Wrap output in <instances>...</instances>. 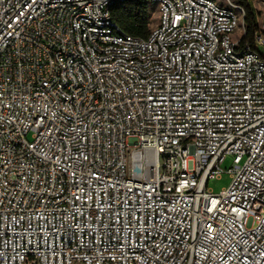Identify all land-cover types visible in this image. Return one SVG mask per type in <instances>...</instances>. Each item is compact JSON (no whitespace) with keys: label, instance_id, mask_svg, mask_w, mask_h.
<instances>
[{"label":"built area","instance_id":"built-area-1","mask_svg":"<svg viewBox=\"0 0 264 264\" xmlns=\"http://www.w3.org/2000/svg\"><path fill=\"white\" fill-rule=\"evenodd\" d=\"M135 1L0 0V264H264V0Z\"/></svg>","mask_w":264,"mask_h":264},{"label":"trees","instance_id":"trees-1","mask_svg":"<svg viewBox=\"0 0 264 264\" xmlns=\"http://www.w3.org/2000/svg\"><path fill=\"white\" fill-rule=\"evenodd\" d=\"M232 2H238L243 8L245 31L243 41L252 46L258 29L257 19L260 11L255 8L253 0H233ZM153 5L154 3L150 0L126 2L113 6L110 9V14L123 32L131 36L145 38L150 32Z\"/></svg>","mask_w":264,"mask_h":264},{"label":"rangeland","instance_id":"rangeland-1","mask_svg":"<svg viewBox=\"0 0 264 264\" xmlns=\"http://www.w3.org/2000/svg\"><path fill=\"white\" fill-rule=\"evenodd\" d=\"M232 2L233 0H228ZM253 4L255 8L258 10L261 8V3L259 0H253ZM154 6V5H153ZM157 21V11L154 6V10L152 13L151 25L152 26ZM257 50L262 53L264 51V47L257 43ZM232 165V156L227 155L225 160L221 163V168L223 170H227ZM231 181V174L229 171H223L218 177L211 178L208 180L207 187L214 193L220 192L223 188H226Z\"/></svg>","mask_w":264,"mask_h":264}]
</instances>
